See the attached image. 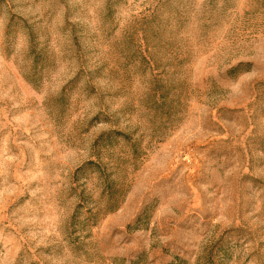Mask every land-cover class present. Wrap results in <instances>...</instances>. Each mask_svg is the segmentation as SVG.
I'll return each mask as SVG.
<instances>
[{"label": "rangeland", "instance_id": "1", "mask_svg": "<svg viewBox=\"0 0 264 264\" xmlns=\"http://www.w3.org/2000/svg\"><path fill=\"white\" fill-rule=\"evenodd\" d=\"M0 264H264V0H0Z\"/></svg>", "mask_w": 264, "mask_h": 264}]
</instances>
